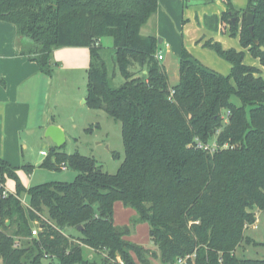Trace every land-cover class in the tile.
<instances>
[{
  "label": "trees",
  "instance_id": "16d2710c",
  "mask_svg": "<svg viewBox=\"0 0 264 264\" xmlns=\"http://www.w3.org/2000/svg\"><path fill=\"white\" fill-rule=\"evenodd\" d=\"M224 2L221 19L206 16L205 24L217 28L220 21L223 31L229 26L231 35L239 33L241 45L264 68V0H249L242 19L232 0ZM252 6L253 34L246 24ZM158 9L159 0H0V20L15 24L21 53L41 72L52 75V55L60 47L90 48L86 103L121 122L125 148L118 170L109 173L95 157L55 146L40 167L67 166L76 171L74 180L28 188L0 157V184L16 179L8 196L0 186L1 264H119V257L125 264H152L150 257L175 264L192 253L189 264H264V258L236 254L242 242H252L245 229L255 222V208L264 210L262 69L245 63L244 50L208 40L205 46L231 64V73L209 69L183 48L179 81L171 84L156 57L159 38L142 33ZM106 37L113 39L125 77L119 88L111 85L100 54ZM213 139L214 150L199 146ZM23 191L26 203L16 196ZM117 202L135 211L133 222H115ZM144 222L159 255L129 239ZM86 246L99 260L85 256Z\"/></svg>",
  "mask_w": 264,
  "mask_h": 264
},
{
  "label": "rangeland",
  "instance_id": "374dc122",
  "mask_svg": "<svg viewBox=\"0 0 264 264\" xmlns=\"http://www.w3.org/2000/svg\"><path fill=\"white\" fill-rule=\"evenodd\" d=\"M232 1L235 7L244 8L248 5L249 0ZM223 8L224 0H214L202 5L189 6L185 4L183 8H178V11L174 10V13H169L171 22L169 21L170 19L161 22L160 29L163 30L166 40L164 43L159 44L158 51L161 50L166 57H170L168 75L171 84L179 81L181 56L178 58L177 48L179 51L186 48L194 60L200 61L202 65H206V67L215 72L224 75L231 73V64L221 57L216 50L205 46L208 40L218 41L224 48L244 50L245 63L261 68L264 76V68L261 65L260 59L253 56L248 49L241 45L239 33L231 35L229 26L223 31L220 29L210 30L202 24V19L206 14H219ZM200 23L201 25H199ZM154 29L155 18L151 19V21L149 20L142 27V33L149 34ZM161 37L158 34V38ZM168 37L172 39L173 47L169 44L171 42H167ZM103 46L100 49V54L107 65L111 85L114 88H119L124 83L125 77L120 72L116 62L113 39L111 37L103 38ZM92 60L90 48L87 46H63L56 49L52 55L54 71L49 76L50 80L48 79V84L44 85L41 97L44 103L41 104V107L45 109H43V111H46L45 113L53 115L52 120L62 125L66 132L67 141L61 146V151L67 153L79 151L83 155L95 157L104 171L115 173L125 156L122 124L103 109L93 108L86 103L88 68ZM159 61L163 65L166 59H159ZM131 69L138 72L139 67L135 66L134 68L131 67ZM139 74L143 75L144 72ZM41 86L43 87V85ZM232 101L240 103L239 99L235 96L232 97ZM34 116L35 113L31 115L32 120ZM32 120L29 122L28 127L32 125ZM25 123L27 122L25 121L21 125ZM19 137H23L26 143H23L20 138L17 148L9 150L6 148V151L9 154L11 162L9 163L17 169L18 178L24 186L28 188L45 182H70L74 180L76 171L71 168L50 170L40 167L41 162L45 158L44 155L40 154V151L48 152L51 148L57 146L50 137L45 135L43 127L31 126V128H25L19 132ZM207 144L213 147L216 144V140L213 139ZM28 163L35 165L32 171H27L23 166ZM6 188L14 193L16 191V179L8 178ZM20 198L26 203L28 200L26 192L23 191ZM124 208L129 212L131 211L128 214V220L125 221H123L125 218L120 220V210ZM254 212H257L259 220L257 227L248 225L245 229V236L247 234L252 236L253 238L250 237L252 242H242L241 246L237 248L236 254L241 258L263 259L264 210L255 208ZM134 218L135 213L133 209L125 207L122 202L115 204V220L118 224L124 225L123 223L125 222L130 224L134 221ZM35 228L39 231L36 226ZM149 228L147 222L140 223L134 228L129 239L133 242L149 246L151 250L157 252L159 255L158 247L150 239ZM70 232H73V230L71 229ZM85 256H91L95 260H99V254L87 246L85 247ZM150 260L152 264H162L159 257H150ZM53 261L52 264H58L56 259Z\"/></svg>",
  "mask_w": 264,
  "mask_h": 264
},
{
  "label": "crops",
  "instance_id": "0c3cea01",
  "mask_svg": "<svg viewBox=\"0 0 264 264\" xmlns=\"http://www.w3.org/2000/svg\"><path fill=\"white\" fill-rule=\"evenodd\" d=\"M184 5V0H159L158 12L151 18H155V29L152 32L150 31L149 34L143 35L152 34L158 37L159 34L162 36L160 44L164 43L166 37L163 35V30L160 29L161 22L165 21L166 19L169 20V13H174V10L178 11V8H183ZM235 8L241 10L240 18L242 19L243 10H245L247 6L244 8ZM226 9L227 6L224 2V8L220 10V13L211 15L206 14L202 19V24L210 30H222L220 21L217 28L208 27L205 24V17L217 16L220 20L223 12L226 11ZM169 21L171 22V19ZM199 25H201V23ZM17 39L18 34L15 24L5 20H0V157L4 158L8 162H10V159L6 148L8 150L11 148H17L19 146L18 140H20V138L23 143H26L23 137H19V132L21 130H24L25 128H31V126H41L43 127V130H46L47 126L50 124H57L62 127V125L52 120L53 115L45 113L46 111H43L44 108L41 107V104L44 103V101L41 99L43 95V88L44 85L48 84V79L50 80L49 76L51 75L41 72L36 61L31 60L28 55L21 53V48L18 45ZM171 40L172 39L169 38L167 42L169 43ZM169 44L171 47H173L172 42ZM177 52L179 58V56H181L182 50L179 51L177 48ZM164 59H166V62L162 63L168 72V62L170 61V57L168 58L166 55H164L163 60ZM171 62L173 61L171 60ZM175 83L176 82L173 84ZM41 85H43V87ZM34 113L35 116L32 120L31 115ZM31 120L33 123L28 127ZM25 121L27 123L21 125ZM28 164L35 166L32 163ZM130 212L125 208L121 209L120 220L124 218L125 219L123 221L128 220V214H130ZM123 224L126 225L127 223L125 222ZM247 236L252 237L249 234H247Z\"/></svg>",
  "mask_w": 264,
  "mask_h": 264
},
{
  "label": "water",
  "instance_id": "95a60500",
  "mask_svg": "<svg viewBox=\"0 0 264 264\" xmlns=\"http://www.w3.org/2000/svg\"><path fill=\"white\" fill-rule=\"evenodd\" d=\"M254 10L255 7L252 6L251 10L249 12H247L246 14V24L249 27L250 32L253 34V30H254V18H255V14H254ZM236 18H233V21H235ZM162 38H159V41H161ZM256 43L258 44L259 41L256 40ZM262 49H264V47L262 46ZM45 135L47 137H50L57 146L61 147L65 142H66V132L65 130L57 125V124H50L47 126L46 130H45ZM8 223H10V221H8ZM81 228V227H80Z\"/></svg>",
  "mask_w": 264,
  "mask_h": 264
},
{
  "label": "built area",
  "instance_id": "2783aa9c",
  "mask_svg": "<svg viewBox=\"0 0 264 264\" xmlns=\"http://www.w3.org/2000/svg\"><path fill=\"white\" fill-rule=\"evenodd\" d=\"M157 55V57H158V59H163L164 58V55H163V53L161 52V50H159L158 51V54H156ZM173 93V91L171 92V94ZM199 146L200 147H204L205 149H210V150H214V148L216 147V144H215V146H210L209 144H206V145H204V144H202V143H199ZM41 154L42 155H44V156H47L48 155V152H46V151H41ZM63 169L65 170V169H67V166H64L63 167ZM0 186H3L4 187V190H3V193H2V195L5 197V196H8L10 193H13V192H11L10 190H8L7 188H6V186H4L3 184H0ZM16 196L17 197H20L19 195H17L16 194ZM258 218H257V212H255V222L254 223H252V224H250V225H252V227H257V224H258ZM38 230L35 228L34 230H33V234L34 235H36L38 232H37ZM195 253H192V254H187L186 256H181V257H178L177 258V260H176V263L175 264H189V262H193L194 261V259H195ZM118 262H119V264H125L123 261H122V259L119 257L118 258Z\"/></svg>",
  "mask_w": 264,
  "mask_h": 264
}]
</instances>
